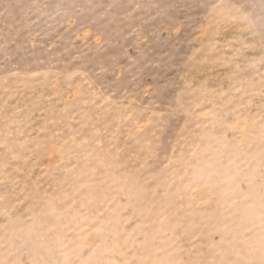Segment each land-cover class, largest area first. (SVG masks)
<instances>
[{
    "label": "rangeland",
    "instance_id": "rangeland-1",
    "mask_svg": "<svg viewBox=\"0 0 264 264\" xmlns=\"http://www.w3.org/2000/svg\"><path fill=\"white\" fill-rule=\"evenodd\" d=\"M0 264H264V0H0Z\"/></svg>",
    "mask_w": 264,
    "mask_h": 264
}]
</instances>
